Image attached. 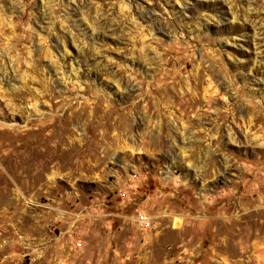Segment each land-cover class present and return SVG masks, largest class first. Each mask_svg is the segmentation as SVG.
<instances>
[{"label": "rangeland", "instance_id": "rangeland-1", "mask_svg": "<svg viewBox=\"0 0 264 264\" xmlns=\"http://www.w3.org/2000/svg\"><path fill=\"white\" fill-rule=\"evenodd\" d=\"M0 264H264V0H0Z\"/></svg>", "mask_w": 264, "mask_h": 264}, {"label": "built area", "instance_id": "built-area-1", "mask_svg": "<svg viewBox=\"0 0 264 264\" xmlns=\"http://www.w3.org/2000/svg\"><path fill=\"white\" fill-rule=\"evenodd\" d=\"M137 220L141 225H145L148 223V216L144 212H138Z\"/></svg>", "mask_w": 264, "mask_h": 264}]
</instances>
